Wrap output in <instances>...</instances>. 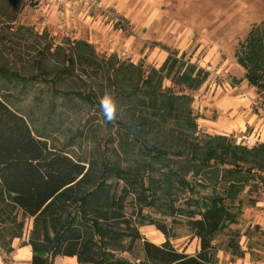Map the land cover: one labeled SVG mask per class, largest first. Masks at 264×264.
<instances>
[{
    "label": "trees",
    "instance_id": "16d2710c",
    "mask_svg": "<svg viewBox=\"0 0 264 264\" xmlns=\"http://www.w3.org/2000/svg\"><path fill=\"white\" fill-rule=\"evenodd\" d=\"M251 33L238 62L250 85L264 90V26ZM163 65L103 64L93 45L77 41L62 73L54 79L47 78L49 71L42 75L54 96L101 110L95 90L67 92L58 83L78 69L104 72L119 109V118L106 123L118 126L127 167L107 156L85 165L51 148L44 133L35 136L0 98V235L9 236L7 253L33 221L24 243L32 249L31 264H55L61 257L77 258L78 264H216L213 243L240 223L246 187L264 173V142L249 148L203 132L193 105L210 73L185 56L170 55ZM0 73L11 83L38 80ZM165 81L171 86L164 88ZM153 213L171 218V228ZM147 226L156 227L166 242L157 246L146 239L141 230ZM180 226L200 240L199 255L173 247ZM138 245L144 260L135 252Z\"/></svg>",
    "mask_w": 264,
    "mask_h": 264
},
{
    "label": "rangeland",
    "instance_id": "374dc122",
    "mask_svg": "<svg viewBox=\"0 0 264 264\" xmlns=\"http://www.w3.org/2000/svg\"><path fill=\"white\" fill-rule=\"evenodd\" d=\"M93 2L97 5L72 0L66 7L57 6L52 0H0V70L25 78L38 76L37 81L28 84L11 83L0 77V98L27 120L35 136L44 133L47 137L44 140H48L51 148L85 165L106 156L121 166L130 164L121 152L122 137L117 125H108L102 111L86 102L54 96L52 86L43 80L46 71L51 73L48 79L62 73L65 58L75 42L86 41L93 45L103 64L114 60L126 66L133 63L161 69L170 55L179 59L185 56V61L210 73L208 82L196 93L193 105L201 130L231 138L237 144L247 140L254 144L257 139V144L264 142L261 141L264 90L250 85L247 71L238 62L242 44H247L255 28L264 26V0ZM66 80L58 83L63 91L95 90L100 99L105 92L113 95L101 70L78 69ZM171 84L165 81L164 88ZM218 91L226 101L234 100L236 107L231 116L214 125L212 121L217 120L218 113L212 96ZM244 107H251L253 114L262 120L258 138L252 136V129L244 128L240 119ZM239 123L244 128L242 133L238 131ZM245 191L240 223L219 233L213 243L216 264H264V173L251 180ZM153 218L169 229L172 226L171 218L162 213H153ZM32 222H27L23 239L12 244V254L5 247L10 244L9 236L6 232L0 235V245L4 247L0 264H17L13 258L16 250L24 248V243L29 241ZM175 231L180 236L172 241L175 250L189 256L202 252L200 240L185 227H177ZM141 232L157 246L166 242V237L154 226H147ZM233 239L241 251L239 256L238 250L230 246ZM135 252L144 260L141 246ZM31 256L23 254L27 259Z\"/></svg>",
    "mask_w": 264,
    "mask_h": 264
},
{
    "label": "crops",
    "instance_id": "0c3cea01",
    "mask_svg": "<svg viewBox=\"0 0 264 264\" xmlns=\"http://www.w3.org/2000/svg\"><path fill=\"white\" fill-rule=\"evenodd\" d=\"M71 3H72V0L68 1V4L66 7L70 6ZM212 99H213L212 104L213 106H216L217 113H218V116L216 118L217 119L216 121L218 122L212 121V124L215 125L219 123L220 121H222V119L226 118L227 116L229 117L232 115L236 107L235 106L236 102L232 99L229 101H226V98H224V96H222L219 91L214 97L212 96ZM240 119L243 120L245 130H247L248 128L252 129L251 134L253 137L258 138V136H261L258 134V128L262 120L253 114L251 107H244V109L240 111ZM244 128H242L240 123L238 124L239 132L242 133ZM263 128H264V125H263ZM261 141H264V139ZM23 254L32 255L31 247L25 246L24 248H19L18 250H16L13 261L17 262V264H31L33 255L31 256V259H27L23 257ZM55 264H78V262H77V258L61 257L55 261Z\"/></svg>",
    "mask_w": 264,
    "mask_h": 264
},
{
    "label": "clouds",
    "instance_id": "9594fccd",
    "mask_svg": "<svg viewBox=\"0 0 264 264\" xmlns=\"http://www.w3.org/2000/svg\"><path fill=\"white\" fill-rule=\"evenodd\" d=\"M100 107L107 123H113L116 119L117 106L115 97L110 92H105L101 98Z\"/></svg>",
    "mask_w": 264,
    "mask_h": 264
},
{
    "label": "built area",
    "instance_id": "2783aa9c",
    "mask_svg": "<svg viewBox=\"0 0 264 264\" xmlns=\"http://www.w3.org/2000/svg\"><path fill=\"white\" fill-rule=\"evenodd\" d=\"M53 2H55L57 4V6H67L68 1L70 0H52ZM84 1L87 3V5L89 6H96L97 4H95V2H93V0H81V2ZM258 141V139H257ZM257 141L254 142V144L252 143V140H247L244 144L249 147L252 148L257 144Z\"/></svg>",
    "mask_w": 264,
    "mask_h": 264
}]
</instances>
